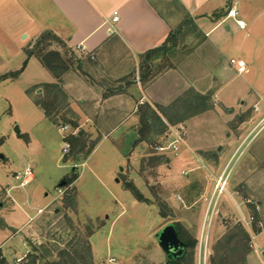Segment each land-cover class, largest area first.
<instances>
[{
	"label": "rangeland",
	"instance_id": "rangeland-1",
	"mask_svg": "<svg viewBox=\"0 0 264 264\" xmlns=\"http://www.w3.org/2000/svg\"><path fill=\"white\" fill-rule=\"evenodd\" d=\"M232 6L239 12L237 20H245L247 30L235 32L224 57L202 44V36L196 34L191 41L188 35L198 30L191 26L180 31L175 47L156 61L157 68L165 70L157 77L179 68L186 80L199 82L201 89L217 86L218 100L232 110L211 100L212 109L168 125L170 140L160 139L152 146L141 143L134 147L137 134L128 131L136 121L137 132L140 128L134 107L122 123H116L115 116L104 123L102 119L110 111L91 102L83 107L85 116L75 113L64 86L66 76L62 91L55 94L58 103L51 105L59 122L56 126L51 123L36 99L53 101L48 89L39 85L53 76L35 57L25 56L16 70L0 74V156H4V160L0 158V254L8 264L30 254L43 257L38 264H69L70 260L111 264V258L118 264H171L157 242L159 231L171 223L197 241L196 264H211V259L215 264H262L264 0H233ZM224 7L228 13L231 4ZM235 22L228 21L232 26ZM244 39L250 46L241 43ZM29 47L33 44L26 49ZM243 53L248 72L240 77L226 59ZM88 68L83 65L70 73L91 85L94 80L87 74L100 81L103 74ZM140 75L138 68L135 79ZM162 81L168 84L171 79ZM110 88L120 89L111 84ZM143 95L135 93L137 100ZM256 103L262 107L257 118L251 114L255 108L246 109ZM243 120L250 121L243 134L254 131L231 158L235 147L232 144L230 149L227 144L240 137ZM180 126L185 129L180 151L159 152L157 148L173 141L170 127ZM65 143L69 145L66 155ZM27 168L32 169L34 182L20 188L14 176ZM225 172L226 192L218 199L217 181ZM63 181L66 187L57 189ZM128 182L148 202L137 201L125 187ZM252 217L261 257L250 248L252 239L244 219ZM60 250L67 254L61 256Z\"/></svg>",
	"mask_w": 264,
	"mask_h": 264
},
{
	"label": "crops",
	"instance_id": "crops-1",
	"mask_svg": "<svg viewBox=\"0 0 264 264\" xmlns=\"http://www.w3.org/2000/svg\"><path fill=\"white\" fill-rule=\"evenodd\" d=\"M232 1L0 0V74L4 71L16 70L25 59L26 48L34 44L42 33L51 31L76 50L80 57L91 56L92 64L86 66L94 73L103 74L98 78L100 81H96L97 77L87 74L94 80L92 85L86 83L83 78H77L78 75L74 72L66 75L65 89L70 94L74 112L80 116H85L83 107L87 102H91L98 109L110 111L106 116L107 119H102L104 123H110L111 116L116 117V123H122L125 115L133 107V112L145 103L169 107L192 89L200 95L212 93V100L223 106L218 100L217 86L213 87L210 84L208 88L201 89L198 87L199 82L191 84L186 80L179 68L164 73L143 88L141 82H137L140 81V77L135 79V75L140 68L143 55L160 49L170 34L187 30L191 26L198 29L191 36L188 35L191 41H194L196 34L199 38L202 36V44H208L214 53L217 51L216 56L219 58L224 57L229 42L234 39L235 32L242 33L247 30V27L244 30L240 29L236 22L233 26L228 23L231 19H226L227 12L224 5L228 2L232 5ZM115 12L119 13L120 20L113 30L112 19ZM216 15L222 16L216 17ZM239 21L246 24L245 20ZM241 43L250 46L248 39H244ZM243 55L244 53L239 57L232 56L229 60L226 59L227 63L231 59L245 60ZM13 63L16 64L12 66ZM167 77L171 79V82L165 84L162 80ZM127 81H129L128 84ZM54 82L52 78L51 81L42 82L39 85ZM110 84L124 86V88L121 89L122 91L113 92L109 90ZM108 90L112 94L108 95ZM136 91L144 94L139 100L135 97ZM223 107L232 110L230 107ZM249 108H255V111L251 113L255 118L262 110L259 103L253 107L246 106V109L249 110ZM163 120L168 124L164 118ZM262 121L255 127L257 128ZM136 122L128 131L134 130L138 140ZM249 125V120L240 122L241 128L238 133L242 132L236 140L225 129L228 138L235 141L227 144L230 149L235 147L231 158L237 155L240 147L254 131L252 128V131L249 129L246 134H243L244 126ZM235 143L238 146H235ZM60 185L57 189H61ZM41 210L39 209L38 213Z\"/></svg>",
	"mask_w": 264,
	"mask_h": 264
},
{
	"label": "trees",
	"instance_id": "trees-1",
	"mask_svg": "<svg viewBox=\"0 0 264 264\" xmlns=\"http://www.w3.org/2000/svg\"><path fill=\"white\" fill-rule=\"evenodd\" d=\"M222 14L224 15V13ZM220 16L222 15H216V17ZM179 35L180 31L170 34L165 44L160 49L149 52L141 57L140 82L144 87L150 84L157 78L158 75L165 71L164 69L157 68L156 61L160 58V56L175 47L180 37ZM55 46L57 48H54ZM25 53L27 59L32 57L37 58L43 67L52 74L55 80L52 84L44 85L45 88L48 89V94L53 96V101H47L41 98L36 99V104L44 110L46 118L56 126L59 121L54 116L51 105L58 103L59 98L57 97V94L58 91H62L63 89V78L71 71L77 70L78 67L91 65V56H86L85 58L80 57V54H78L76 50L70 47L51 31L42 33V35H40L33 44V47L26 49ZM18 74L19 72H17L15 76ZM128 83L129 81H127V84ZM119 88L120 89H116V91L112 88H109V90L119 92L122 91L121 89L124 88V86H119ZM109 90L107 91L108 95L112 94ZM65 98L68 99L66 96ZM211 100L212 93L200 95L191 91L169 107L151 105L148 103L139 106L137 114L139 115L140 128L138 130V140L134 143V147L141 143L152 146L160 139H164L166 141L170 140L168 124L170 126H175L187 120L189 116H197L208 111L211 108ZM163 118L168 124H166ZM71 122H73L72 119ZM164 136L165 138H163ZM125 187L133 194L137 201L148 202V199H144L134 184L128 182ZM161 206L163 207L162 204ZM176 226L179 231L180 239L183 242L188 243V248H190L191 251L189 252L187 249L184 259L172 262L171 264H196L194 250L197 245V241L182 234L179 225L176 224ZM35 252H37V250H35ZM65 254H67L65 251L60 250L61 256ZM40 261H43V257H40L37 254H30L26 259V262H28L27 264H38ZM0 264H8L7 260L1 254ZM69 264H77V262L70 260ZM211 264H215L214 259H211Z\"/></svg>",
	"mask_w": 264,
	"mask_h": 264
},
{
	"label": "built area",
	"instance_id": "built-area-1",
	"mask_svg": "<svg viewBox=\"0 0 264 264\" xmlns=\"http://www.w3.org/2000/svg\"><path fill=\"white\" fill-rule=\"evenodd\" d=\"M238 16H239V12L237 11V9L235 7H233L231 5L230 10L227 13L226 19L236 20V23L238 24L240 29L244 30L246 28V24L244 22L237 20ZM119 20H120L119 13L115 12L113 15V19H112L113 30H114V26L119 22ZM229 63H230V66L237 72L238 75H244L247 72V63L245 60L231 59ZM170 128L172 129L173 141L165 147L157 148V150L159 152H172V153L177 154L180 151L181 146H183L185 144V133H184L185 129L183 126H180L177 129H174L172 127H170ZM63 153H64V155L69 153V145L67 143H65ZM225 176H226V172L217 181V187H216L215 194H219L218 199H220L222 194L224 192H226L228 179L225 178ZM34 178H35L34 173H33L32 169H30V168H27L24 172H18L14 176V179L17 182H19L18 187H20V188H25L26 186L30 185L34 181ZM244 221L246 222V224L248 226V231H250V238L252 239L250 248L252 250H255L257 252V254L261 257V250L259 249V247L256 244V238H257L258 233L255 234L253 232V228H252V224L255 221V218L252 217V218H250L249 221L244 219ZM262 226L263 225L260 223L259 227H262ZM205 257H207V255ZM26 258H27V256H24L23 258L17 259L16 264H24L26 262ZM261 260H262V264H264V259L262 257H261ZM110 263L111 264H118L116 259H114V258L110 259Z\"/></svg>",
	"mask_w": 264,
	"mask_h": 264
},
{
	"label": "water",
	"instance_id": "water-1",
	"mask_svg": "<svg viewBox=\"0 0 264 264\" xmlns=\"http://www.w3.org/2000/svg\"><path fill=\"white\" fill-rule=\"evenodd\" d=\"M0 158L4 160L3 155ZM66 185V181H63L60 188L66 187ZM157 242L162 251L167 255L168 263L170 261H180L186 256L188 244L180 239L179 231L174 223L167 225L159 231L157 234Z\"/></svg>",
	"mask_w": 264,
	"mask_h": 264
}]
</instances>
